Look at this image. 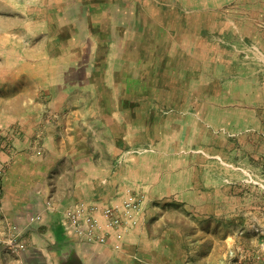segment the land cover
I'll list each match as a JSON object with an SVG mask.
<instances>
[{
	"label": "rangeland",
	"instance_id": "374dc122",
	"mask_svg": "<svg viewBox=\"0 0 264 264\" xmlns=\"http://www.w3.org/2000/svg\"><path fill=\"white\" fill-rule=\"evenodd\" d=\"M151 4L149 10L122 1L118 10L138 22L135 28L130 24L136 38L125 41L121 51L127 54L119 63L130 74L129 83L124 81L134 101L130 111L145 114L144 130L118 155V164L145 166L146 175L157 180L156 198L131 182L119 199L101 207V215L94 204L107 242L84 243L66 229L64 237L73 244L64 252L52 249L56 264H143L144 257L153 264L155 251L163 255L168 249L147 242L144 256L143 240L180 237L174 228L190 239L193 253L201 251L198 240L207 241V258L189 254L183 264H264V0ZM68 5L0 0V148L18 128L19 93L37 86L43 94L41 83L56 69L71 78L90 73L81 65L90 56L79 51L94 47L71 38L74 25L63 20ZM97 43L96 51H109L110 40ZM93 59L91 77L103 82L100 64L108 56ZM113 93L125 97L121 88ZM0 187L2 192L1 171ZM108 206L120 213L121 225H108ZM25 234L7 236L3 252L22 264H50L22 240Z\"/></svg>",
	"mask_w": 264,
	"mask_h": 264
},
{
	"label": "crops",
	"instance_id": "0c3cea01",
	"mask_svg": "<svg viewBox=\"0 0 264 264\" xmlns=\"http://www.w3.org/2000/svg\"><path fill=\"white\" fill-rule=\"evenodd\" d=\"M122 1L133 7H150L149 10L153 7L151 3L156 2L67 0L70 5L63 20L65 25H74L71 38L88 40L94 47V51H79L90 56L81 64L86 66L89 75L71 78L66 75L67 71L56 69L54 75L41 83L43 94L39 95L37 86H33L31 91L17 95L23 106L14 117L18 128L11 134L9 144L0 148V264H22L21 259H11L10 254L2 249L7 236L17 238L23 232L26 233L23 241L40 250L43 253L40 257L43 256L48 263L56 264L52 249L64 252L73 244L70 238L64 237L67 233L65 211L73 203L83 200L96 204L99 206L96 216H99L101 207L119 199L131 182L136 183L138 189H148L152 198H156L157 180L146 175L145 166L138 161L131 165L118 164V155L145 126V122H141L145 120V114L130 111L132 99L125 85L130 81V74L119 63L123 61L119 57L127 54V51H121L125 41L136 38L131 35L130 24L135 28L137 22L120 16L118 10L122 8ZM101 8H106L103 12L106 15L97 13ZM103 25L107 28L103 29ZM99 39L110 40L107 43L109 51H96ZM96 54L108 56V63L100 64L105 69L103 82L91 77ZM74 65H63L62 68L66 70ZM121 71L125 73L123 77L119 74ZM109 88L118 94L121 88L125 97L114 94ZM147 211L144 212L145 222ZM145 222L141 232H145ZM174 229L175 235L180 237L143 240L144 256L147 242H151L155 249H168L163 255L155 251L153 264H183L189 254L195 259L200 254L202 258L209 256L210 253L202 251L206 240H198L201 251L193 253L190 239L183 231ZM39 231L43 236L38 234ZM153 232L157 231L153 228ZM178 246L185 249L180 254L172 251ZM143 264H149L146 257Z\"/></svg>",
	"mask_w": 264,
	"mask_h": 264
},
{
	"label": "built area",
	"instance_id": "2783aa9c",
	"mask_svg": "<svg viewBox=\"0 0 264 264\" xmlns=\"http://www.w3.org/2000/svg\"><path fill=\"white\" fill-rule=\"evenodd\" d=\"M96 208V205L86 201L77 202L67 208L65 211L67 231L79 237L84 243L107 242V231H104L94 214ZM104 212L109 217V226H119L123 223L120 213L114 206L105 207Z\"/></svg>",
	"mask_w": 264,
	"mask_h": 264
},
{
	"label": "bare ground",
	"instance_id": "6f19581e",
	"mask_svg": "<svg viewBox=\"0 0 264 264\" xmlns=\"http://www.w3.org/2000/svg\"><path fill=\"white\" fill-rule=\"evenodd\" d=\"M101 88V87H100ZM105 94H107L106 92H105ZM103 95V94H102ZM108 95V94H107Z\"/></svg>",
	"mask_w": 264,
	"mask_h": 264
},
{
	"label": "flooded vegetation",
	"instance_id": "af4514ba",
	"mask_svg": "<svg viewBox=\"0 0 264 264\" xmlns=\"http://www.w3.org/2000/svg\"><path fill=\"white\" fill-rule=\"evenodd\" d=\"M69 264H74V263H69Z\"/></svg>",
	"mask_w": 264,
	"mask_h": 264
}]
</instances>
